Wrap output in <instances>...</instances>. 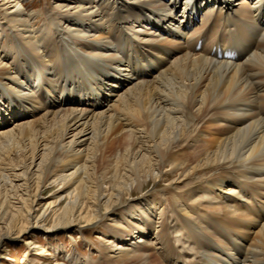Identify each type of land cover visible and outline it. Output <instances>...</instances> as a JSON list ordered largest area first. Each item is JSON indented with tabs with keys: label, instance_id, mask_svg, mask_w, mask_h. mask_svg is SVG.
I'll use <instances>...</instances> for the list:
<instances>
[{
	"label": "bare ground",
	"instance_id": "obj_1",
	"mask_svg": "<svg viewBox=\"0 0 264 264\" xmlns=\"http://www.w3.org/2000/svg\"><path fill=\"white\" fill-rule=\"evenodd\" d=\"M22 1L0 3V243L264 264V0H48L40 25Z\"/></svg>",
	"mask_w": 264,
	"mask_h": 264
},
{
	"label": "rangeland",
	"instance_id": "obj_2",
	"mask_svg": "<svg viewBox=\"0 0 264 264\" xmlns=\"http://www.w3.org/2000/svg\"><path fill=\"white\" fill-rule=\"evenodd\" d=\"M4 1V0H0V3ZM47 4L50 5V2L48 0H24L21 2V6H29L30 7V11L35 12V13H39L40 15V19H37L36 24L40 25L41 24V19L46 18L45 17V7H47ZM100 16H102V14L100 13ZM151 188V186H150ZM33 189V187H32ZM55 188L54 187H46L44 189H42V191L40 192V196L39 198L36 200L35 203V208L37 210H47L50 211L51 209H55L58 206H55L53 204V200L51 198L53 192H54ZM58 193V192H57ZM200 199L203 200V196H200ZM64 202V199L60 202V204H62ZM50 203V205H49ZM52 203V204H51ZM61 206V205H59ZM166 212L168 213V215L166 216V218H168V222L172 221V215H171V211H172V206L170 207V201L167 203L166 206ZM165 218V217H164ZM162 218V219H164ZM156 220H154V224H155ZM40 224L43 227H48L50 225V223H41ZM169 225V224H168ZM170 227V225H169ZM159 230V229H158ZM56 232H50L48 234H45V236H53L55 235ZM39 234V232H38ZM97 234V235H96ZM97 236V237H95ZM99 234L95 233V231H92L91 233H88L87 236H85V238H83L81 240V238L78 240L77 237L73 236V239L69 241L68 236L65 238H55L53 240V242H57L55 246V248H64V252L65 255H63L64 253L60 251L57 252V255L59 257V260L61 258L66 257V256H70V257H79L80 259H82L83 261H85L86 264H106V258H101L99 257V254H97V252H94L95 250H93L94 248L91 247H86V243L84 242L85 239L88 241H91L93 239V241L95 240V242L97 243V238H98ZM13 238V239H12ZM58 239V241H56ZM75 241H77V244H72L75 243ZM23 239L20 238H16L15 236H12L10 239H4L3 242L0 243V264H23V258L26 252V246H24L22 244ZM53 242L51 241H46L45 239H40V237L38 238H34V241H32V245L29 246V250L30 252H32V254H35L37 251H33V247L36 245H39L41 248H43L42 250H44L45 252H48L50 254H53L51 252L52 249V245ZM158 242L159 243H163L164 241L162 239L158 238ZM52 246H51V245ZM98 244V243H97ZM60 245V246H59ZM74 245V247L76 248H72ZM58 246V247H57ZM47 250V251H46ZM60 254V255H59ZM97 254V255H96ZM53 258V255H51ZM62 256V257H61ZM30 257V256H27ZM35 259H39V256L34 255L33 256ZM41 261L45 262V261H49V258L46 257H42ZM108 263V262H107Z\"/></svg>",
	"mask_w": 264,
	"mask_h": 264
}]
</instances>
